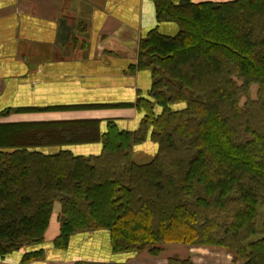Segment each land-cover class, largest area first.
Returning a JSON list of instances; mask_svg holds the SVG:
<instances>
[{
    "label": "trees",
    "instance_id": "1",
    "mask_svg": "<svg viewBox=\"0 0 264 264\" xmlns=\"http://www.w3.org/2000/svg\"><path fill=\"white\" fill-rule=\"evenodd\" d=\"M154 5L178 32L140 43L132 70L149 71L151 86L129 105L142 114L136 130L108 121L100 134L96 120L0 126V257L41 245L57 202L62 250L77 233L106 231L115 254L216 246L264 264V220L251 241L264 208V0ZM147 140L156 153L136 164L133 149ZM95 143L97 155L63 149Z\"/></svg>",
    "mask_w": 264,
    "mask_h": 264
},
{
    "label": "crops",
    "instance_id": "2",
    "mask_svg": "<svg viewBox=\"0 0 264 264\" xmlns=\"http://www.w3.org/2000/svg\"><path fill=\"white\" fill-rule=\"evenodd\" d=\"M151 31L169 37L178 32L176 24L157 21L154 0H0V126L96 120L100 134L108 121L120 130H136L142 114L129 105L139 96L147 97L151 74L132 68L141 41ZM63 149L97 155L101 144ZM156 150L147 140L134 147L133 156H154ZM51 222L41 245L0 257V264H171L175 257L184 258L179 252L190 251L171 245L157 256L147 251L115 254L106 231L77 233L62 250L53 245L59 235L58 219L55 225ZM40 249L39 258L23 259L24 253ZM218 254L227 264L230 257L223 251L202 250L188 257L201 264L202 255L217 260Z\"/></svg>",
    "mask_w": 264,
    "mask_h": 264
},
{
    "label": "rangeland",
    "instance_id": "3",
    "mask_svg": "<svg viewBox=\"0 0 264 264\" xmlns=\"http://www.w3.org/2000/svg\"><path fill=\"white\" fill-rule=\"evenodd\" d=\"M256 93H257L256 85L251 86V88L249 90V93H248L249 99H252V100L255 99L256 98ZM244 101H245V98H241L240 104H243ZM152 158H153V156H147V155L146 156L145 155H141V156L135 155V156H133V154H132L133 161L136 164H139V165H143V164L149 163L152 160ZM53 209L54 210H53V214L51 216V221H52L51 224L53 223L55 225V224H57L56 223V219H58V214L60 212V204L56 202ZM263 220H264V208H259L258 213H257V219H256V227H257L258 233L251 238V241L254 242V241H257V240L262 238L261 231H262ZM59 227H60V225H59ZM171 245L172 244H170V245H162V247H161L162 251L166 250V247L167 246L170 247ZM179 246H182V245H179ZM187 248L190 250L189 254L184 253V252H179L182 255H184V258L179 256V257H175L173 260H178L179 262L185 261V260H189L191 262V264H194L192 262V260L190 259V257H188V256L195 255V254L200 255L202 250H212V251H218V252L223 251L224 254L228 255V257H230V259H229L227 264H240L241 263V262H235L233 254L231 252L227 251L224 248H220V247H216V246H212V247H187ZM195 249L199 253H194L193 250H195ZM203 254H207V253L204 252ZM207 255H209V254H207ZM207 255H202V256H205V257H204V262L201 263V264H222L223 260H222V257H220L219 254L216 255V256H219V259H217V260L215 258L210 260L209 258H207L208 257ZM180 258H183V259H180Z\"/></svg>",
    "mask_w": 264,
    "mask_h": 264
}]
</instances>
